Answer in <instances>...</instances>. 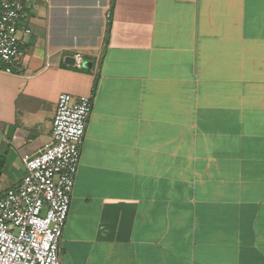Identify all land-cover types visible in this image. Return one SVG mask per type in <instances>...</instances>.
I'll return each instance as SVG.
<instances>
[{
    "label": "crops",
    "instance_id": "0c3cea01",
    "mask_svg": "<svg viewBox=\"0 0 264 264\" xmlns=\"http://www.w3.org/2000/svg\"><path fill=\"white\" fill-rule=\"evenodd\" d=\"M22 1L0 180L49 142L59 94L92 96L61 264H264V0Z\"/></svg>",
    "mask_w": 264,
    "mask_h": 264
},
{
    "label": "built area",
    "instance_id": "2783aa9c",
    "mask_svg": "<svg viewBox=\"0 0 264 264\" xmlns=\"http://www.w3.org/2000/svg\"><path fill=\"white\" fill-rule=\"evenodd\" d=\"M105 18L109 23V10ZM28 21L22 0H0V72L13 74L31 34ZM70 57L71 67L85 69L82 56ZM91 112V95H58L49 142L22 157L24 177L0 196V264H61L59 241Z\"/></svg>",
    "mask_w": 264,
    "mask_h": 264
},
{
    "label": "rangeland",
    "instance_id": "374dc122",
    "mask_svg": "<svg viewBox=\"0 0 264 264\" xmlns=\"http://www.w3.org/2000/svg\"><path fill=\"white\" fill-rule=\"evenodd\" d=\"M24 51H25V49H24ZM24 51H23L22 57L20 58L19 62L17 63V65L14 68V72L15 73H18L19 70H20L21 60H22V58L24 56ZM45 67L46 68L53 67V64H46ZM62 68L66 69V70H69L70 72L72 71V72H78V73H84V74L88 72L87 71L88 69H86V68L83 69V70H78V69H76L74 67L66 66L64 62H62ZM56 105H57V102H56ZM55 109H56V107H55ZM51 125H52V120L50 122V126ZM23 156H24V154H22V157ZM12 181H14V180H11V178H9V177L7 178V180H5L3 182L0 180V196L3 195L9 188L13 187V182Z\"/></svg>",
    "mask_w": 264,
    "mask_h": 264
},
{
    "label": "trees",
    "instance_id": "16d2710c",
    "mask_svg": "<svg viewBox=\"0 0 264 264\" xmlns=\"http://www.w3.org/2000/svg\"><path fill=\"white\" fill-rule=\"evenodd\" d=\"M4 166H5V158L4 156L0 155V176L4 171Z\"/></svg>",
    "mask_w": 264,
    "mask_h": 264
},
{
    "label": "water",
    "instance_id": "95a60500",
    "mask_svg": "<svg viewBox=\"0 0 264 264\" xmlns=\"http://www.w3.org/2000/svg\"><path fill=\"white\" fill-rule=\"evenodd\" d=\"M64 63L69 66H73V58L68 57L65 59ZM87 67V64H85V68Z\"/></svg>",
    "mask_w": 264,
    "mask_h": 264
}]
</instances>
